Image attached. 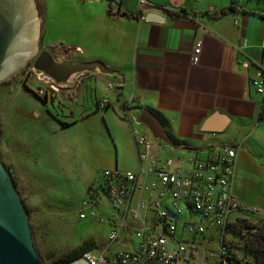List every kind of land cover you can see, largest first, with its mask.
<instances>
[{
  "label": "crops",
  "instance_id": "1",
  "mask_svg": "<svg viewBox=\"0 0 264 264\" xmlns=\"http://www.w3.org/2000/svg\"><path fill=\"white\" fill-rule=\"evenodd\" d=\"M107 1L54 0L51 11L54 28L66 31L75 41L73 35H84V49L80 44L76 46L82 49L79 57L84 61L100 60L115 71L113 75L89 77L95 78L96 83H104L105 93L96 100V106L107 111L102 114L105 125H130L132 133V128L145 126L140 115L149 110L159 125L185 150L183 153H188L187 159L175 157L182 162V167L188 166L191 158H206L220 145H241L235 194L245 207L260 210L248 214H253L257 220L264 219V101L252 84L258 68L264 66V1L138 0L135 11V0H119L121 14L111 13ZM41 2L42 47L58 45L64 50L60 42H47L49 9L47 0ZM78 7L83 9L82 13L75 11ZM212 8L223 14L219 17L211 14ZM67 9L74 11L68 10L64 15L66 23L63 19L64 24L57 27L59 18L63 17L55 10ZM150 12L158 13L161 21H148L146 16ZM123 14L128 18L122 17ZM109 28L118 29L121 35L118 39L120 51H113L116 44L106 43L102 56H98L96 47L92 46L95 35H104ZM126 28L129 41L125 47ZM198 41L202 42V51L199 63L194 65L191 56ZM122 77L125 80L119 86ZM110 83L118 86L110 88ZM35 84L31 86L34 91L31 94L37 93L36 90L44 85L38 81ZM126 87H130V100L137 101V106L131 107L124 99ZM81 89L71 91L68 96L78 102ZM104 97L109 99V105L101 109L98 103ZM112 98L118 102L117 116L108 111L114 105ZM78 110L80 113L71 111L72 115L79 114L83 121V112ZM125 113L129 119L123 117ZM27 132L19 134L20 147L28 144ZM7 139L11 144L15 141L13 135H8ZM113 139L115 141L114 136ZM124 143L126 153L131 151L133 156L131 166L134 168L129 170L135 171L138 166L135 139H127ZM115 144L116 153L107 155L108 166L103 171L119 168V158L126 161L124 156L119 157ZM11 155L15 156L13 149ZM92 184L93 181L88 187Z\"/></svg>",
  "mask_w": 264,
  "mask_h": 264
},
{
  "label": "rangeland",
  "instance_id": "2",
  "mask_svg": "<svg viewBox=\"0 0 264 264\" xmlns=\"http://www.w3.org/2000/svg\"><path fill=\"white\" fill-rule=\"evenodd\" d=\"M47 3L50 25L47 42H60L62 47L66 45L76 47L80 44L84 49L82 33L73 35L75 41L66 31L54 28V23H51L54 0H47ZM40 5L42 6V2ZM137 7L138 0H135V11ZM78 8L75 11L82 13L83 9ZM68 10L74 11L55 10L63 17L61 20L59 18L57 27L66 23L64 15L69 12ZM37 17L40 24L41 17L39 14ZM120 37L116 28H109L104 35L96 34V41L92 43V46L96 47V55L102 56L106 43L116 44L117 48L113 51H120L118 50ZM123 37L125 39L123 45L126 47L129 41L127 28ZM20 70L10 80L0 83V153L4 164L11 169L17 189L30 213V224L39 255L45 264H51L67 258L89 240L95 242L92 252L96 253L109 244V233L113 224L108 219L112 216L120 218L121 213L109 199L103 198L101 206L96 209L98 213L96 218L81 219L79 213L82 201L90 182L97 184L103 179V169L108 166L106 157L109 153L113 155L116 153L115 142L118 145L119 157L124 156L126 160L123 162V159L119 158L121 164L119 168L129 170L132 167V152L128 147L130 152L126 153L124 143L127 139L133 140L130 125H105L102 114L107 111L96 106V100L105 93L104 83L101 81L96 83L95 78L83 79V91H80L78 102H74L71 96L54 90L47 83L40 86L45 93L36 90L37 93L31 94L30 92L34 93L31 86L36 85L37 81L40 82L32 70V60ZM130 95L131 89L126 87L123 92L124 99L131 107L137 106V101L130 100ZM112 100L114 105L108 111L117 116L115 108L118 102L116 98ZM78 109L83 112L81 115L84 122L80 120L82 118L79 114L72 115L71 111L80 113ZM77 120L80 123H77ZM74 121L76 122L71 124ZM44 122L46 125H42ZM140 128L147 127L140 125ZM20 132L29 133L28 144L21 145L22 147L18 144ZM8 135L15 138L13 144L7 139ZM11 149L14 150L15 156L11 155ZM171 150L174 157L188 158V153H183L185 150ZM176 164L182 166L181 161H177ZM245 215V212H237L232 215V219ZM196 219L199 217L196 216ZM259 220V222L255 220L257 225L264 221ZM245 231L244 234L240 233L243 234L241 237L228 234L226 244L230 257L233 256L241 264H252L254 257L244 248L246 238L251 235L248 230ZM134 238L138 242L139 239L135 235ZM124 247L136 249L131 243L125 244Z\"/></svg>",
  "mask_w": 264,
  "mask_h": 264
},
{
  "label": "built area",
  "instance_id": "3",
  "mask_svg": "<svg viewBox=\"0 0 264 264\" xmlns=\"http://www.w3.org/2000/svg\"><path fill=\"white\" fill-rule=\"evenodd\" d=\"M109 3L111 13L121 14L119 0ZM210 13L223 14L214 8ZM64 48L72 57L82 52L77 47ZM201 51L202 42L198 41L191 56L194 65L199 63ZM252 84L264 101V66L258 68ZM117 86L109 84L110 88ZM108 105L107 97L98 103L101 109ZM123 117L129 119L126 113ZM132 135L138 150L137 169H105L103 179L88 187L82 201L81 219L96 218L103 198L121 213L120 218L108 219L113 224L109 244L96 253L84 251L82 258L89 264H241L230 257L226 244L229 226L238 217L232 219V215L260 212L245 207L235 194L241 145H220L206 158H191L189 165L182 167L176 164L172 148L155 139L148 129L132 128ZM120 239L123 243L109 251ZM127 243L136 249L125 248Z\"/></svg>",
  "mask_w": 264,
  "mask_h": 264
},
{
  "label": "water",
  "instance_id": "4",
  "mask_svg": "<svg viewBox=\"0 0 264 264\" xmlns=\"http://www.w3.org/2000/svg\"><path fill=\"white\" fill-rule=\"evenodd\" d=\"M35 0H0V82H3L24 67L36 56L40 24ZM122 17L128 15L123 14ZM163 18V17H162ZM148 21H161L156 12L147 14ZM65 51L58 45L43 48L32 63V70L40 82L51 85L54 90L78 86L83 78L93 75H113L115 71L100 60L63 63L58 59ZM118 83L119 86L123 85ZM77 97L75 98V100ZM140 121L145 124L153 137L180 150L177 144L156 120L149 110H144ZM1 143V129H0ZM123 243L120 239L108 250ZM0 264H45L37 250L30 213L17 189L16 180L0 153ZM51 264H89L82 257L71 261L58 260ZM228 264H232L228 262Z\"/></svg>",
  "mask_w": 264,
  "mask_h": 264
},
{
  "label": "trees",
  "instance_id": "5",
  "mask_svg": "<svg viewBox=\"0 0 264 264\" xmlns=\"http://www.w3.org/2000/svg\"><path fill=\"white\" fill-rule=\"evenodd\" d=\"M245 212V211H242ZM246 215L244 217H237V219L229 226V232L232 235L242 236L244 234L245 229L249 231L251 236L246 238L245 242V250H248L252 253L254 257V261L252 264H264V221L262 224L257 225V220L253 215L245 212ZM252 213V212H250ZM257 220V221H255ZM243 234H240V233ZM95 246L94 241H86L84 242L76 251H73L67 258L62 259L63 261H71L73 259L82 257V253L84 251H92Z\"/></svg>",
  "mask_w": 264,
  "mask_h": 264
},
{
  "label": "flooded vegetation",
  "instance_id": "6",
  "mask_svg": "<svg viewBox=\"0 0 264 264\" xmlns=\"http://www.w3.org/2000/svg\"><path fill=\"white\" fill-rule=\"evenodd\" d=\"M36 3H37V10H38V14H39V16H41V13H42V9H41V5H40V0H36ZM40 35H41V32H40V34H39V38H38V50H37V54H36V56H33L30 60H32V63H33V61H34V59L38 56V54L40 53V51L43 49V47H42V41H40ZM29 60V61H30ZM85 59L83 58V57H72V56H69L68 54H66L65 53V57H62V58H60V59H58V61H60V62H63V63H73V62H77V61H84ZM28 61V62H29ZM27 62V63H28ZM21 70H19L18 72H20ZM18 72H16L14 75H12L10 78H8L7 80H10L12 77H14ZM36 76V75H35ZM87 77V76H86ZM38 78V77H37ZM88 78V77H87ZM39 79V78H38ZM84 79V78H83ZM7 80H5V81H7ZM5 81H3V82H5ZM1 83V82H0ZM82 84H83V81L78 85V86H69V87H62V88H64V89H67V90H62L61 89V92L64 94V95H69V93L71 92V91H74L75 92V90L77 89V88H81L82 87ZM49 86H51V85H49ZM82 90V89H81ZM80 90V91H81ZM83 91V90H82ZM44 93H45V91H44ZM47 94V93H46ZM71 95V94H70Z\"/></svg>",
  "mask_w": 264,
  "mask_h": 264
}]
</instances>
